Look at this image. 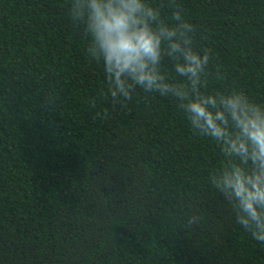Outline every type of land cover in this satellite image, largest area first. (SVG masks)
I'll use <instances>...</instances> for the list:
<instances>
[{
	"label": "trees",
	"instance_id": "16d2710c",
	"mask_svg": "<svg viewBox=\"0 0 264 264\" xmlns=\"http://www.w3.org/2000/svg\"><path fill=\"white\" fill-rule=\"evenodd\" d=\"M72 2L0 0V264H264L208 183L220 148L174 97L107 94ZM169 2L148 0L171 23ZM176 3L211 50L206 91L264 104V0Z\"/></svg>",
	"mask_w": 264,
	"mask_h": 264
},
{
	"label": "clouds",
	"instance_id": "9594fccd",
	"mask_svg": "<svg viewBox=\"0 0 264 264\" xmlns=\"http://www.w3.org/2000/svg\"><path fill=\"white\" fill-rule=\"evenodd\" d=\"M171 23L148 0H73L71 15L90 37L86 51L103 61L113 99H131L137 87L146 93L171 96L191 128L220 148L223 163L208 176L210 187L231 207L236 223L257 243H264V104L243 91H206L211 50L198 52L196 27L170 0ZM167 56L183 83L167 82L160 67ZM215 79H223L219 72ZM199 217L193 215L190 224Z\"/></svg>",
	"mask_w": 264,
	"mask_h": 264
}]
</instances>
